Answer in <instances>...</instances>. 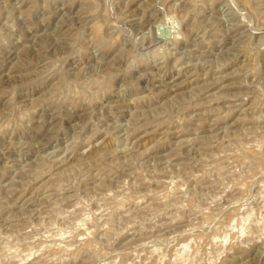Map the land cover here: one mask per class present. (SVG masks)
I'll return each instance as SVG.
<instances>
[{
  "label": "rangeland",
  "instance_id": "obj_1",
  "mask_svg": "<svg viewBox=\"0 0 264 264\" xmlns=\"http://www.w3.org/2000/svg\"><path fill=\"white\" fill-rule=\"evenodd\" d=\"M0 264H264V0H0Z\"/></svg>",
  "mask_w": 264,
  "mask_h": 264
},
{
  "label": "bare ground",
  "instance_id": "obj_2",
  "mask_svg": "<svg viewBox=\"0 0 264 264\" xmlns=\"http://www.w3.org/2000/svg\"><path fill=\"white\" fill-rule=\"evenodd\" d=\"M210 54V53H209ZM225 239V238H224ZM186 245V244H185ZM187 246V245H186Z\"/></svg>",
  "mask_w": 264,
  "mask_h": 264
}]
</instances>
